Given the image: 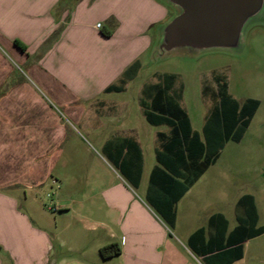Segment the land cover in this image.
<instances>
[{"label": "crops", "instance_id": "obj_1", "mask_svg": "<svg viewBox=\"0 0 264 264\" xmlns=\"http://www.w3.org/2000/svg\"><path fill=\"white\" fill-rule=\"evenodd\" d=\"M153 5L165 13L163 6ZM93 15H96L95 19L89 20ZM97 23L101 26L96 27ZM147 26L148 22L143 25L137 21L127 22L110 4H85V0H73L72 4H63V0H0V40L14 51L17 60L28 66L36 79L33 82L35 86L37 83L55 102L66 107L64 110L68 113L64 114L62 121L32 88V84L9 82L8 90L0 98V152L7 153L0 166L13 171L14 183L39 187L49 182L51 186L52 180L59 181L58 176L52 173L57 144L62 138L65 142L72 130L90 134L95 141V145L90 147L95 162L85 173L66 177L64 156L63 208L64 217H72L81 224L82 236L98 253L100 261L180 264L182 247L204 264L189 247V236L197 227L204 226L208 238L214 231V217L222 214L228 223L227 234L239 242L245 229L239 226L236 212L242 213L243 205L239 200L235 203V224L232 227L226 215L216 211L208 215L204 224L188 233L186 245L179 244L173 234L178 208L205 172L195 177L196 161L202 160L203 155L195 158L196 146L190 140L189 144H183L175 127L164 123L152 124L146 114H162L168 97L172 96V101L186 111L191 133H198L204 142L206 121L221 113L219 98L207 107L199 131L193 128L190 115L181 103L182 86L176 85L173 73L161 75L156 82L142 83L136 99L103 96L126 90L128 83L142 69L140 55L154 40V34L150 38ZM105 31L110 34L105 35ZM14 40L22 43L25 50L18 48ZM112 41H116L118 48H109L108 43ZM104 55L113 57L112 63L101 65L98 58L102 61ZM134 61L140 62L135 75L124 77L123 71ZM8 72L9 64L0 63V84ZM169 75H173L171 84L167 80ZM204 89L205 86L202 87L203 93ZM238 103L242 109L244 103ZM150 126L153 127L151 131ZM245 131L238 140H227L237 143ZM224 145L214 158L210 157L209 165ZM66 150L71 152L70 147L64 145V154ZM146 154L150 158L153 155L148 167ZM164 161L172 165L171 170L166 168ZM177 181L189 185L175 203L176 220L171 231L149 203L147 192L150 185L168 190ZM141 185L144 187L138 195L135 190ZM254 203L256 206L255 198ZM256 211L259 220L257 206ZM117 229L121 234L120 240ZM246 240L241 241L242 255L234 263L242 264L240 260ZM113 242L120 246V253L102 257L100 248ZM64 245L70 250V255L56 259L57 264H97L84 258L86 247L77 253L75 247ZM9 250H13L12 246ZM44 256L39 253L35 257L42 259Z\"/></svg>", "mask_w": 264, "mask_h": 264}, {"label": "rangeland", "instance_id": "obj_2", "mask_svg": "<svg viewBox=\"0 0 264 264\" xmlns=\"http://www.w3.org/2000/svg\"><path fill=\"white\" fill-rule=\"evenodd\" d=\"M72 1L63 0V4H72ZM85 4H110L127 22L137 21L139 25L148 22L150 38L159 23L168 20L173 13V8L160 0H85ZM153 4L163 6L165 13ZM95 16L88 19L94 20ZM115 42L108 43L109 48H118ZM151 43L140 55L143 67L128 83L127 89L103 96L136 99L142 83L156 82L161 75L173 73L176 85L182 86L181 103L190 115L193 128L199 131L207 107L217 98L215 78L220 84H226L228 93L238 102L244 103L248 98L259 100L242 139L237 143L225 140L224 148L215 161L208 164L190 195L180 203L176 227L170 229L177 242L186 245L188 233L204 224L208 215L216 211L224 213L232 227L235 224V203L246 193L255 198L259 214L256 228L260 229L264 226V10L260 20L246 28L239 52L211 50L196 55L172 54L154 59L151 57ZM13 52L0 40V63L9 64V72L0 84V98L8 90L9 82L26 81L63 121L64 114H68L64 110L66 107L55 102L37 83L35 86L33 82L36 79L28 66L17 60ZM98 61L103 66L108 65L113 57L106 58L104 55L102 61L101 58ZM152 128L150 126V131ZM64 145L70 147L71 152L66 150L64 154ZM93 145L95 141L92 135L83 131L76 133L72 130L65 142L64 138L61 139L56 155L53 154L52 164V173L59 178L57 185L50 186L47 182L37 187L14 183L13 171L0 166V264H57L58 260L70 255V250L64 245L66 243L75 247L77 253L86 247L84 258L94 263H121L100 261L98 253L82 236L81 224L72 217H64V156L67 161L66 177H76L79 172L85 173L95 162L93 150L90 149ZM6 157V152H0V162ZM150 159L153 160V155L150 158L146 154L147 167ZM143 187L141 185L135 192L140 195ZM120 237L117 229L118 240ZM11 246L12 251L9 250ZM243 249L242 264H264V231L248 238ZM39 253L45 255L44 258H36ZM180 264L202 263L181 247Z\"/></svg>", "mask_w": 264, "mask_h": 264}, {"label": "trees", "instance_id": "obj_3", "mask_svg": "<svg viewBox=\"0 0 264 264\" xmlns=\"http://www.w3.org/2000/svg\"><path fill=\"white\" fill-rule=\"evenodd\" d=\"M103 33L105 35L110 34L108 31ZM13 43L21 50H25V46L18 40H14ZM139 66L140 62L134 61L123 71V76L132 78ZM167 78V80H170L169 84H171L173 75H169ZM215 79L221 113L219 116H214V119L206 121L203 127L204 142L200 140L198 133H191V125L186 111L176 101H172V96L168 97L162 114H146L152 124L164 123L175 127L180 132L183 144H189L188 141L190 140L196 146L195 158L198 159L203 155L202 160L196 161L195 177L207 168L211 162L210 157L214 158L216 156L217 151L224 145L225 140L230 138L238 140L241 137L248 126V120L259 105L258 99L248 98L241 106V109L238 101L228 93L226 84H220L219 80ZM164 164L168 170L172 169V165L168 161H164ZM188 185L189 183L177 181L168 190L157 189L151 185L148 188L147 199L149 203L161 215L170 229L175 226V203L183 195ZM239 202L244 209L242 213L237 211L236 217L239 226L245 229L239 242L235 241L233 237L230 238L227 234L228 223L222 214H217L214 217V231L208 238L205 236L204 226L197 227L189 236V247L193 253L201 258L204 264H240L234 263V261L242 255L241 241L255 236L260 231H264V226L260 227V229L256 228L258 215L253 196L246 193ZM99 252L102 257L107 258L119 254L120 246L115 242L109 243L101 247Z\"/></svg>", "mask_w": 264, "mask_h": 264}, {"label": "water", "instance_id": "obj_4", "mask_svg": "<svg viewBox=\"0 0 264 264\" xmlns=\"http://www.w3.org/2000/svg\"><path fill=\"white\" fill-rule=\"evenodd\" d=\"M173 8L154 31L151 57L196 55L211 50L239 52L244 32L260 20L264 0H160Z\"/></svg>", "mask_w": 264, "mask_h": 264}, {"label": "built area", "instance_id": "obj_5", "mask_svg": "<svg viewBox=\"0 0 264 264\" xmlns=\"http://www.w3.org/2000/svg\"><path fill=\"white\" fill-rule=\"evenodd\" d=\"M101 26V24L100 23H97L96 24V27H100ZM52 184L54 185V184H56V181L55 180H52ZM57 185V184H56Z\"/></svg>", "mask_w": 264, "mask_h": 264}]
</instances>
